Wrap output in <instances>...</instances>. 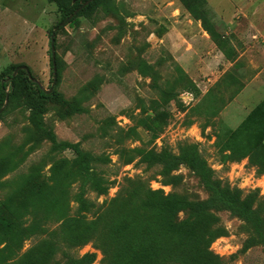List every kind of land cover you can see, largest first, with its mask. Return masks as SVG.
Listing matches in <instances>:
<instances>
[{"label":"rangeland","instance_id":"374dc122","mask_svg":"<svg viewBox=\"0 0 264 264\" xmlns=\"http://www.w3.org/2000/svg\"><path fill=\"white\" fill-rule=\"evenodd\" d=\"M61 15L52 0H0V74L28 68L44 90L52 88L79 108L46 102L43 129L89 153L92 174L108 189L99 194L82 179L73 151L53 147L31 124L27 103L5 100L0 206L15 193L37 189L42 195L17 202L14 210L24 226L36 220L47 229L26 237L10 263L66 264L90 252L96 254L92 264H105L97 243L70 246L59 241L62 234L49 232L58 229L61 214L68 218L65 231L87 228L77 220L94 214L80 209V197L93 202L97 214L115 200L107 220L116 223L108 229L127 230L134 222L120 207H129V193L143 196L149 189L189 203L167 216L177 218L168 232L191 260L200 255L203 237L221 228L224 235L208 249L220 264H264V156L253 162L242 146L234 152L228 146L264 100V0H97L72 24L63 26ZM215 41H224L226 55ZM139 151L175 157V170L145 161ZM191 152L219 188L255 200L247 214L220 202L185 164ZM161 229L159 222L154 230ZM196 264L204 263L199 258Z\"/></svg>","mask_w":264,"mask_h":264},{"label":"trees","instance_id":"16d2710c","mask_svg":"<svg viewBox=\"0 0 264 264\" xmlns=\"http://www.w3.org/2000/svg\"><path fill=\"white\" fill-rule=\"evenodd\" d=\"M61 12L63 26L72 24V22L82 13L87 12L94 6L97 0H92L85 7H83L77 14L73 15L87 0H52ZM72 15L69 21H66ZM211 34V32L207 29ZM212 37V34H211ZM50 44V42H49ZM216 46L222 51L224 41H215ZM55 46V43H54ZM225 55L226 52L222 51ZM57 64V62H56ZM18 67H11L0 74V107L4 104L6 97L11 100H22L29 105L30 122L40 131H43L47 139L53 144L55 149H69L75 154L72 165L80 174L82 179L93 186V189L99 194H105L108 186L102 184L101 180L94 177L91 171L90 164L92 157L89 153L82 152L77 144L67 142H59L54 133L45 131L43 129L42 116L45 113V103L53 102L72 110H78L74 103L66 101L60 94L51 91L47 93L31 76L29 70L19 69L16 76H13V71ZM28 69V68H27ZM57 69V68H56ZM12 70V71H11ZM51 71L52 62H51ZM11 87L10 92L7 91ZM193 88L195 86L191 84ZM197 91V89L195 88ZM228 146L234 152V147L242 146L246 151L251 161H255L259 156H264V100L254 107L245 121L230 135L228 139ZM140 155L147 162L156 161L162 163L165 171L175 170L176 158L170 155L165 157L157 156L149 151H139ZM183 161L185 164L197 172L200 178L208 185L212 186L214 195L224 205L247 214L253 202L252 197L241 199L239 193L230 191L227 188H219L217 183L212 181L211 171L207 168L206 163L198 159L192 152L184 155ZM144 195L140 193H129L130 203L129 207H120L122 209L121 215L125 219L132 218L133 224L131 228L115 232L108 228L116 223V218L107 220L109 215L108 208L115 201H111L105 205V209L101 213L92 211L95 205L90 200H83L79 198L80 209L84 212H92L94 218L85 220L83 217L77 221L85 222L86 229L80 231H65L66 222L68 221L66 214H61L58 217L59 226L57 230L49 232V236H63L59 241L63 243H70L68 245H85L88 242H95L102 248L104 253L105 264H196L200 258L204 264H220V259L213 256L209 251V246L214 239L224 235L221 228H215L208 232L203 237L200 244L197 246L199 256H195L193 260L190 259L188 253L183 247L177 246L175 239L170 236L168 232L178 223L177 218L167 216L175 208L184 209L189 205L184 201L176 198L175 195H164L161 191L145 190ZM42 195L37 189H27L10 196L0 206V264H12L23 240L28 236L46 233V228L40 226L38 221L24 226L21 218L17 216L14 206L17 202H29L34 200L35 196ZM42 197V196H41ZM26 203V204H27ZM25 204V205H26ZM195 204H199L196 203ZM28 211V210H24ZM97 214V215H96ZM165 214V215H164ZM13 217L15 223L11 220ZM102 218L103 227H100ZM108 222V225H107ZM166 227V230L161 229L155 231L154 228L158 223ZM76 232V235H71ZM126 232V233H125ZM65 243V244H66ZM96 260V254L86 252L80 258L71 259L66 264H92Z\"/></svg>","mask_w":264,"mask_h":264},{"label":"water","instance_id":"95a60500","mask_svg":"<svg viewBox=\"0 0 264 264\" xmlns=\"http://www.w3.org/2000/svg\"><path fill=\"white\" fill-rule=\"evenodd\" d=\"M92 0H87L85 3H83L78 9L75 10L74 14H77L83 7H85L88 3H90ZM72 18V15L67 18L66 21H69ZM55 33L52 32L50 35V51H51V62H52V70H53V85L56 83L57 81V77H56V62H55ZM19 69H24L28 72V69L25 67H18L16 68V70L13 73V76L16 74V72ZM52 91V88L49 90H46L47 93H50ZM6 102H7V97H6ZM3 112V108H0V114Z\"/></svg>","mask_w":264,"mask_h":264},{"label":"crops","instance_id":"0c3cea01","mask_svg":"<svg viewBox=\"0 0 264 264\" xmlns=\"http://www.w3.org/2000/svg\"><path fill=\"white\" fill-rule=\"evenodd\" d=\"M262 35V37H263V39H264V33L263 34H261Z\"/></svg>","mask_w":264,"mask_h":264}]
</instances>
